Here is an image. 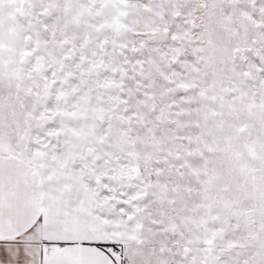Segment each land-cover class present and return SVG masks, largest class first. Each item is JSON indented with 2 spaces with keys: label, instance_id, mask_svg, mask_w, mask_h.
<instances>
[{
  "label": "snow or ice",
  "instance_id": "1",
  "mask_svg": "<svg viewBox=\"0 0 264 264\" xmlns=\"http://www.w3.org/2000/svg\"><path fill=\"white\" fill-rule=\"evenodd\" d=\"M0 264H264V0H0Z\"/></svg>",
  "mask_w": 264,
  "mask_h": 264
}]
</instances>
